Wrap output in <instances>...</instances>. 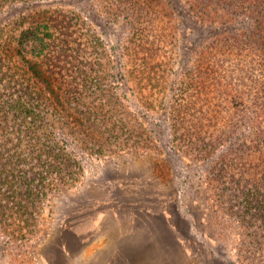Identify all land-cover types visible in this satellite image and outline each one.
<instances>
[{
    "label": "rangeland",
    "instance_id": "rangeland-1",
    "mask_svg": "<svg viewBox=\"0 0 264 264\" xmlns=\"http://www.w3.org/2000/svg\"><path fill=\"white\" fill-rule=\"evenodd\" d=\"M28 1L29 6L35 4L34 9L23 10V15L36 14L38 7L53 9L54 5L63 4L61 0L55 4L52 0ZM18 5L0 12V21L8 22L10 13L25 7L23 1ZM85 5L98 12L91 25L101 36L102 45L96 47L93 43L87 49L74 44L67 50L69 57L60 59L63 66L57 67L56 72H67L69 67L65 64L80 63L81 71L89 72H96V67L102 66L99 78L102 73L111 75L109 81L114 86L121 65L128 68L131 64L127 46L137 48L135 31H138L140 38H146L144 46L147 45L151 54L146 63L152 70L146 73L155 76L160 83L150 79L147 85L133 79L126 85L114 87L115 92L111 88V99L117 92L124 96L128 125H131L125 130L119 123L103 119L112 111L109 96L94 92L93 87L100 85L84 82L80 78L82 74L76 75L73 70L70 76L65 75L75 91L79 85L80 92L84 83L82 106L93 97L106 103L96 118L99 127L86 126L88 131L98 135L97 142L104 143L98 146L92 139L86 144L68 145L75 158L71 169L76 180L46 195L40 211L32 212L36 220L34 223L31 218L34 224L31 230H24V236V231L17 234L7 224L0 228V264H264V239L262 245L255 247L254 241L250 242L246 235V228L242 229L241 221L221 208L207 180L209 160L200 162L187 147L181 146L182 141L178 142L170 120L159 108L160 101L168 111L178 107L181 110L175 116L178 122L182 121L179 114L185 111L192 112L194 118L197 111L190 106L183 110L189 100L187 93L179 91L183 83L191 82L186 85L198 84L203 107L213 105L217 109L216 103L225 104L226 100L224 91L212 86L221 73L232 84L237 81L247 98L259 97L264 94V90L255 92L264 86V69L258 61L261 55L234 49L224 55L226 71L221 68L208 74L205 70L210 62L208 58H202V62L194 60L197 49L202 47H186V18L175 17L169 27L164 25V18L161 21L157 18L144 21L143 18L142 22L137 20L138 28H128L124 21L106 15L96 0H87ZM184 6L186 9L187 5ZM62 17L57 13L56 19ZM10 24L11 21L8 26ZM72 33L75 37L74 28ZM98 49L107 51L111 61L103 64L99 60L96 65ZM218 57H212L213 61ZM56 61L54 56L51 64H61ZM163 71L164 78L160 81L157 77ZM193 72L195 74L190 75ZM150 86L155 89L151 90ZM143 95L155 100L153 109L145 107L141 100ZM82 112L90 111L85 107Z\"/></svg>",
    "mask_w": 264,
    "mask_h": 264
},
{
    "label": "trees",
    "instance_id": "trees-1",
    "mask_svg": "<svg viewBox=\"0 0 264 264\" xmlns=\"http://www.w3.org/2000/svg\"><path fill=\"white\" fill-rule=\"evenodd\" d=\"M19 1H23L24 9L10 13L8 22L0 21V228L7 224L17 234L31 230L29 228L36 220L32 212L40 211L46 195L76 180L71 169L75 158L68 145L73 142L86 144L92 139L98 146L104 143L97 142L98 135L88 131L86 126L99 127L96 118L106 103L93 97L84 104L90 112L83 113L81 91L86 90L85 85L83 83L80 92L78 85V91H75L66 76L73 70L76 75L82 74L80 78L84 82L100 85H93L94 92L109 96L108 105L112 111L103 119L115 121L125 130L131 125H128L130 120L126 114L129 112L124 96L117 92L111 99V88L114 90L133 79L147 85H150V79H154V83L157 81L155 76L146 73L152 70L146 63L151 54L147 45L144 46L146 38H140L138 31H135L137 48L127 46L131 64L128 68L121 65L114 86L109 81L111 75L102 73L99 78L98 71L102 66L96 67L97 74L81 71L80 63L65 64L69 67L67 72H56L57 67L63 66L60 59L69 57L67 50L74 44L87 49L93 43L96 47L102 45L101 36L91 25L98 16L97 10L93 12L90 5L86 6L87 0H61L65 5L56 4L53 9L38 7L36 14L23 15V10L34 9L35 4L29 6L28 0H0V12L16 8ZM41 1L36 0L37 3ZM58 1L52 0L53 4ZM96 1L105 9L106 15L124 21L128 28H138L137 20L142 22L143 18L144 21L164 18L166 27L177 16L186 18V47H202L197 49L194 60L202 62V58H208L210 62L205 66L208 74L221 68L226 71L224 55L234 49L260 54L262 59L258 61L264 69V0ZM57 13L63 15L62 19H56ZM15 19L17 21L13 22ZM244 25L251 27L244 29ZM130 40L134 42L133 37ZM100 51L96 65L99 60L103 64L111 61L107 51ZM216 55L219 57L213 61L212 57ZM54 56L56 63L61 64H51ZM164 74L163 71L157 78L162 81ZM221 74L212 86L223 90L226 100L225 104L216 103L217 109L213 105L203 107L198 84L186 85L191 82L183 83L179 91L187 93L189 101L183 110L189 106L194 112L196 110L194 118L192 112L185 111L179 114L182 121L178 122L175 117L181 111L178 107L168 111L165 103L160 101L159 108L170 120L172 130L179 137L178 142L182 141L181 146L187 147L198 161L209 160L207 180L211 182L221 208L233 219L241 221L248 239L258 247L264 239V94L249 99L237 81L236 85L232 84L225 74ZM150 89L155 88L150 86ZM263 90L262 85L255 92ZM141 98L145 107L153 109L155 100L152 97L143 95ZM141 140L145 141L144 138ZM31 218L34 223L30 222Z\"/></svg>",
    "mask_w": 264,
    "mask_h": 264
}]
</instances>
